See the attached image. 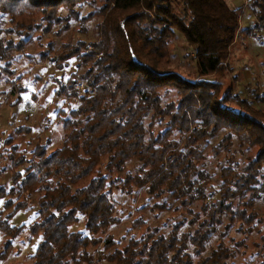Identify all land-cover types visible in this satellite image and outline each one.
<instances>
[{
	"label": "trees",
	"instance_id": "1",
	"mask_svg": "<svg viewBox=\"0 0 264 264\" xmlns=\"http://www.w3.org/2000/svg\"><path fill=\"white\" fill-rule=\"evenodd\" d=\"M250 4L264 23V0ZM241 17L228 0H0L7 92L27 90L23 62L36 58L28 48L41 34L53 38L37 63L76 65L57 79L69 102L55 120L62 144L50 149L39 135L25 146L20 129L1 145L0 176L10 171L12 182L0 183V260L26 233L40 238L30 264H264V88L251 85L244 97L229 77L240 34L262 35ZM89 21L98 40L55 50V35ZM180 40L191 71L175 65ZM79 78L87 96L75 88ZM209 155L223 161L218 189L201 181ZM140 193L118 240L127 199ZM21 209L37 216L14 225ZM146 212L168 216L153 225ZM80 223L84 230L73 229Z\"/></svg>",
	"mask_w": 264,
	"mask_h": 264
},
{
	"label": "rangeland",
	"instance_id": "2",
	"mask_svg": "<svg viewBox=\"0 0 264 264\" xmlns=\"http://www.w3.org/2000/svg\"><path fill=\"white\" fill-rule=\"evenodd\" d=\"M228 1L232 8H239L241 10V25L245 28L255 27L262 35L261 39H258L255 36L241 33L231 54V61L235 70L229 73V77L232 79L237 77L235 79L236 91L244 97H250L251 92L248 90L249 86L257 85L264 88V30H262L264 29V23L259 18V13L254 9L253 5L251 6L250 2L252 0ZM256 22H258V27L255 25ZM73 24L72 29L65 33L64 36L57 37L55 35V50L57 52L61 49L62 42L64 41H74L77 39L86 41L98 40V30L94 21H89L83 25L77 23ZM51 38L53 37H46L41 34V41L38 42L39 38L36 37L35 44L30 45L28 48V52L33 53L36 58H34V60H24L23 62L25 67L23 71L30 69L28 77L24 80L27 87L26 91L16 94L10 93L0 84V150L2 143L6 141L8 137L16 135L17 131L20 129H23L21 133L25 135L24 141L22 142L25 146L28 145L27 139H32L39 135L44 136L45 139L52 140V143L49 145L50 149L59 147L63 142L65 135L64 125L62 122H56L55 120L57 119V112L60 107L68 108L69 102H64L63 97L57 95V79H68L72 76V73H74L76 65L72 63L68 68L60 69L56 65L50 63V61H45L43 63L36 62L39 51L45 46L43 43L47 44ZM190 51L191 50L187 47L185 42L182 40L177 42L175 51L177 56L174 59L175 65L181 66L182 69L186 71H191L192 65L189 64L190 62L188 63L190 56H186V53ZM31 61H34L35 64H30L33 63ZM85 80L86 79L79 78L76 85L83 83ZM79 89H82V84ZM19 97H21V99L15 104L8 102V99L13 101ZM71 102L74 105L78 104L75 97L70 103ZM32 140H36V138ZM34 143L35 142H33V146ZM29 147H32L31 144H29ZM1 161L2 159L0 158V167ZM222 164L223 161L221 157L209 155L202 167L203 176L201 181H208L215 189H218L220 183V167ZM131 167H133V165ZM11 178V172L7 171L0 176V183L3 182L10 186L12 182ZM140 195L127 199L129 202L128 205L132 203L133 207L127 208V211H129L127 217H124L123 222L113 230L116 239L119 240L122 238L127 230L126 228L129 225L130 219L139 213L137 207L140 206L143 199L142 197H145V194ZM123 198L125 199V197ZM135 199L136 201L134 202ZM0 209H2V203L0 204ZM36 216L37 209H21L13 216L12 223L19 226L23 224L28 225ZM146 216L153 225H156L158 223H163L168 215L166 212L161 213L160 217L157 219L153 217L152 213L148 212ZM73 229L82 231L84 230V224H77L73 226ZM0 241H2L1 234ZM39 241V237H33L31 239L24 233L20 240L15 243L14 250L11 251L7 258L0 260V264H30V257L36 252ZM0 247L3 248L2 244ZM103 253V249H99L96 255L100 258ZM102 263L109 264L105 260H103Z\"/></svg>",
	"mask_w": 264,
	"mask_h": 264
},
{
	"label": "built area",
	"instance_id": "3",
	"mask_svg": "<svg viewBox=\"0 0 264 264\" xmlns=\"http://www.w3.org/2000/svg\"><path fill=\"white\" fill-rule=\"evenodd\" d=\"M81 84H82V89L80 90L79 87ZM81 84H77L75 87H76L79 94L87 96L89 94V88H88L87 80H85Z\"/></svg>",
	"mask_w": 264,
	"mask_h": 264
},
{
	"label": "snow or ice",
	"instance_id": "4",
	"mask_svg": "<svg viewBox=\"0 0 264 264\" xmlns=\"http://www.w3.org/2000/svg\"><path fill=\"white\" fill-rule=\"evenodd\" d=\"M25 98H27V97H25Z\"/></svg>",
	"mask_w": 264,
	"mask_h": 264
}]
</instances>
